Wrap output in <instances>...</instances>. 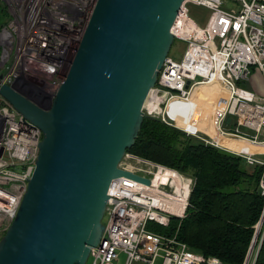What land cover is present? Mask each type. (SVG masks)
Wrapping results in <instances>:
<instances>
[{
  "label": "built area",
  "instance_id": "obj_1",
  "mask_svg": "<svg viewBox=\"0 0 264 264\" xmlns=\"http://www.w3.org/2000/svg\"><path fill=\"white\" fill-rule=\"evenodd\" d=\"M0 2L8 10L0 29L1 83L49 109L98 0ZM190 6L212 12L206 28L192 20ZM172 32L187 49L180 63L170 56L166 60L145 104L146 115L237 155L249 168L261 169L264 197V0H185ZM215 83L227 92L228 99L213 114L214 133L220 138L239 139L246 144L243 150L223 146L201 128L192 132L178 126L181 119L193 118L198 110L196 89ZM179 101L183 104L174 108L172 116L169 109ZM228 119H232L230 124ZM42 140L41 129L0 96V240L18 214ZM133 161L148 168H137ZM120 167L150 179L152 184L126 177L112 182L105 233L102 243L91 250V264H117L121 254L125 256L123 264H222L216 257L193 251L178 240V233L168 237L148 229L152 222L167 227L172 218L185 217L189 198L182 214L164 206L165 200L176 194L172 178L155 184L158 172L170 170L180 176L177 171L130 153ZM136 168L143 175L136 173ZM263 238L264 212L244 264H256ZM254 248L258 250L252 257Z\"/></svg>",
  "mask_w": 264,
  "mask_h": 264
},
{
  "label": "water",
  "instance_id": "obj_2",
  "mask_svg": "<svg viewBox=\"0 0 264 264\" xmlns=\"http://www.w3.org/2000/svg\"><path fill=\"white\" fill-rule=\"evenodd\" d=\"M184 2L98 0L49 109L0 80V96L43 132L28 190L0 240V264H88L105 233L112 182L152 184L120 166L140 135Z\"/></svg>",
  "mask_w": 264,
  "mask_h": 264
},
{
  "label": "trees",
  "instance_id": "obj_3",
  "mask_svg": "<svg viewBox=\"0 0 264 264\" xmlns=\"http://www.w3.org/2000/svg\"><path fill=\"white\" fill-rule=\"evenodd\" d=\"M7 18L0 2V29ZM129 153L193 181L185 217L172 218L167 227L149 223V230L168 237L178 233L193 251L222 264L245 263L264 212L261 169H248L237 155L148 116ZM256 264H264V238Z\"/></svg>",
  "mask_w": 264,
  "mask_h": 264
},
{
  "label": "bare ground",
  "instance_id": "obj_4",
  "mask_svg": "<svg viewBox=\"0 0 264 264\" xmlns=\"http://www.w3.org/2000/svg\"><path fill=\"white\" fill-rule=\"evenodd\" d=\"M209 88L210 89L201 87V88L196 89V91L194 92V99H195L194 103L198 105L199 110L196 111L193 117H196V116L198 117H196L194 120V118H192L191 116H185L184 119H181L178 122V126L184 129H188L192 132H195L197 129L201 128L202 124H204L208 128L206 130V133L214 137V139L218 143L222 144L223 146L230 147L238 151L245 149L246 144L240 141L239 139L230 138V137L229 138L218 137L217 134L211 130L212 128L209 127L210 125L208 124V121L206 122L208 117L203 116V113L204 111H207L206 110L207 105L211 106L212 104L215 103V101L217 102V101H220L221 99H224L223 94L222 93L220 94L219 90H216V88L214 87H209ZM226 97H227V94H226ZM202 102H204V105L202 104L203 107L199 108ZM182 104L183 103L179 101L176 104L172 105V108L169 109V112L171 113L172 116H174V108L179 107ZM153 105L155 109H158L157 103H154ZM199 119H201L203 123H200ZM169 178H172L173 180L172 183L174 187L176 188V194L170 195V197L165 200L164 206L168 208V210L175 212V214H182L186 207L187 200L191 193L190 186L187 185L185 182H183V179L181 178V176L177 175L176 172H173L170 170L166 172L160 171L157 173L156 180H155L156 186H158L161 183H164V184L167 183Z\"/></svg>",
  "mask_w": 264,
  "mask_h": 264
},
{
  "label": "rangeland",
  "instance_id": "obj_5",
  "mask_svg": "<svg viewBox=\"0 0 264 264\" xmlns=\"http://www.w3.org/2000/svg\"><path fill=\"white\" fill-rule=\"evenodd\" d=\"M189 10H190V17L192 18V20L195 23H197L201 28H206L207 25L209 24V21L211 20L212 12L210 10H208V9L201 8V7H196V6H190ZM186 49H187V44L179 42L178 40H176L174 45H173V47H172V50L170 52V57L175 62L180 63L183 60V58H184ZM202 87H204L206 89L207 88L210 89L209 87H214V88H216V90H219V93L220 94L222 93L223 97H224V99H221L220 101H217V102L215 101V103L212 104L211 106L207 105V107H206L207 111H204V113H203V116L208 117L206 122L208 121V124L210 125L209 127L212 128L211 130L214 132V129H213L214 126H213V123H212V121H213V117L212 116H213L217 106L218 105L220 106L221 104H223L228 99V95L226 97L227 92L221 87V85H219L217 83L210 84V85H203ZM247 88H250V87H247ZM202 104L204 105V102L201 103L199 108L203 107ZM146 116H148V115H146ZM148 117H150V116H148ZM196 117H198V116H196ZM196 117H193L194 120H195ZM199 122L203 123V121H201V119H199ZM202 126H203V128H202ZM202 126H201V129H204L203 131H204V133H206V130L208 129L207 126L204 125V124H202ZM208 135H210V134H208ZM132 164L135 167H137V168H143V169H147L148 168L147 165L137 164L134 161L132 162ZM137 168L135 169L136 173H138L140 175H143V173L138 171ZM248 169H252V168L248 167ZM180 176L183 179V182H185L187 185L190 184L191 178L189 176H186V175H183V174H180ZM107 219H108V216L106 215L104 220H103L104 224L107 223ZM152 224H156V223L152 222ZM156 225H158V224H156ZM256 248H254V251H253L254 253L252 254V257H254V255L257 253L258 249L256 250ZM124 261H125V256L123 254H121L120 257H119V260L117 261L118 262L117 264H123ZM88 264H91V260L88 261Z\"/></svg>",
  "mask_w": 264,
  "mask_h": 264
},
{
  "label": "crops",
  "instance_id": "obj_6",
  "mask_svg": "<svg viewBox=\"0 0 264 264\" xmlns=\"http://www.w3.org/2000/svg\"><path fill=\"white\" fill-rule=\"evenodd\" d=\"M248 87H250V88H251V85H248Z\"/></svg>",
  "mask_w": 264,
  "mask_h": 264
}]
</instances>
